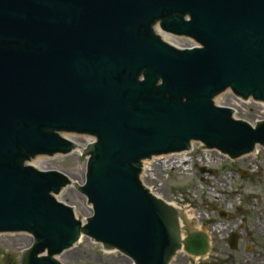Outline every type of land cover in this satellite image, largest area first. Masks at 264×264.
Returning a JSON list of instances; mask_svg holds the SVG:
<instances>
[{
    "label": "water",
    "instance_id": "water-1",
    "mask_svg": "<svg viewBox=\"0 0 264 264\" xmlns=\"http://www.w3.org/2000/svg\"><path fill=\"white\" fill-rule=\"evenodd\" d=\"M157 24L199 46L164 42ZM225 90L264 101V0H0V232L32 235L18 264H62L81 235L132 264L205 254L207 235L183 239L191 221L139 173L192 141L232 159L264 147V118L234 119L213 99ZM69 133L95 138L75 185L84 221L53 195L66 173L27 163L70 153Z\"/></svg>",
    "mask_w": 264,
    "mask_h": 264
},
{
    "label": "rangeland",
    "instance_id": "rangeland-1",
    "mask_svg": "<svg viewBox=\"0 0 264 264\" xmlns=\"http://www.w3.org/2000/svg\"><path fill=\"white\" fill-rule=\"evenodd\" d=\"M177 42L183 46L194 43L190 38H179ZM214 100L216 104L232 107L237 112L235 116L246 121L264 117V103L231 97L230 91H223ZM69 135L78 140V149L68 155L38 156L31 163L43 170L66 173L69 185L61 190L58 199L84 218L90 214L91 205L75 185L84 180L85 155L81 148L87 140L83 135ZM192 156L193 168L187 170L182 165L170 168L162 157H154L146 168V184L165 201L185 207L193 217L192 222L209 233L210 248L205 258L196 260L177 250L170 264H264V150L259 148L257 154L231 160L195 147ZM232 232L237 234L234 249L228 243ZM80 239L63 250V257L58 256L61 262L131 264L121 252L105 251L87 237ZM29 244L30 235L0 234V264L16 263L20 249Z\"/></svg>",
    "mask_w": 264,
    "mask_h": 264
},
{
    "label": "bare ground",
    "instance_id": "bare-ground-1",
    "mask_svg": "<svg viewBox=\"0 0 264 264\" xmlns=\"http://www.w3.org/2000/svg\"><path fill=\"white\" fill-rule=\"evenodd\" d=\"M160 33H161V32H160ZM161 35H162V33H161ZM167 36H168V35L163 34V37H164V38L167 37ZM67 136H68V135H66L65 137H67ZM67 138H68V139H71V140L74 141L76 144L78 143V142H77L78 140H77L75 137L71 136V135H69ZM84 138H85V140H87V141L90 140V138H88V137H84ZM77 145H78V144H77ZM79 149H80V148H79ZM60 192H61V191H60ZM60 192H59V193H60ZM57 198H59L58 195H57ZM170 204H171V206L174 207V208L182 209V210H181V212H182V213H181V216H182V218H183L184 223L191 221V223H192L194 229H197V230L202 229L198 223H193V222H192L193 217H192V215L188 212V210H187L185 207H182V206H180L179 204H177V203H175V202L170 203ZM75 214H76V216H78V213L75 212ZM68 254H71V253H68ZM197 257L200 258V256H197ZM197 257H196V258H197ZM203 257H206V256L204 255Z\"/></svg>",
    "mask_w": 264,
    "mask_h": 264
}]
</instances>
